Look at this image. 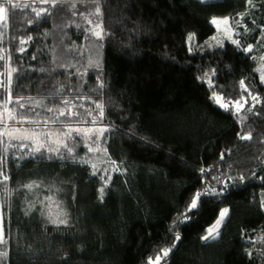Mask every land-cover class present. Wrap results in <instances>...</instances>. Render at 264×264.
Listing matches in <instances>:
<instances>
[{
    "label": "trees",
    "instance_id": "16d2710c",
    "mask_svg": "<svg viewBox=\"0 0 264 264\" xmlns=\"http://www.w3.org/2000/svg\"><path fill=\"white\" fill-rule=\"evenodd\" d=\"M21 3L30 7L11 10L1 28L0 104L11 96L8 108L23 115V123L6 120L9 129L41 135L38 143L0 137V171L9 177L0 183V264H148L173 244L159 264H264V83L250 58L264 51V0H100L99 16L91 0ZM214 17L239 20L234 37L253 52L215 44ZM97 24L102 40L91 33ZM213 91L240 101L239 113L216 104ZM72 127L104 128L103 154L67 139ZM49 131L64 143L57 147ZM99 159L115 162L109 177L93 168ZM32 182L39 187H24ZM206 188L218 195L178 219ZM51 196L66 223L44 211ZM224 208L218 237L203 240Z\"/></svg>",
    "mask_w": 264,
    "mask_h": 264
},
{
    "label": "snow or ice",
    "instance_id": "6c2138e0",
    "mask_svg": "<svg viewBox=\"0 0 264 264\" xmlns=\"http://www.w3.org/2000/svg\"><path fill=\"white\" fill-rule=\"evenodd\" d=\"M33 2H39L42 4H50L53 8H55L58 4H64V3H71V0H33ZM92 3H95L97 5L95 12L91 13L94 15H101V10L99 7V2L100 0H91ZM246 3L249 7H255V4L253 3V0H246ZM30 7V5L28 3H21V0H0V22H2V26L3 27H7L8 26V19H9V13L11 10H15V9H23V8H28ZM71 8H75V3H71ZM33 11L36 14V17L40 18L43 16H47L50 15V12L48 9L46 8H42L40 10H36L35 8H33ZM240 17H243L245 15H247V12L244 13H240L238 14ZM85 19H87V17H85ZM89 23H91V21H89ZM210 23L212 25H214L217 28L218 33L219 32H223L225 34V39L229 40L233 45L236 46V48L238 50H242L245 53H252L254 50V45L252 44H247V45H242L241 41L239 39H234L233 38V32L235 31L233 25H239L240 21L237 20L236 18H230V17H224L222 19L220 18H212V20L210 21ZM99 29V30H97ZM245 31H248L247 29H245ZM91 33L92 35H94L98 40H102L104 38V30L102 27V24H97L95 26L94 29H91ZM195 36L194 34H190L188 36V40L189 41H194ZM261 39H264V33L261 34ZM212 40L216 41L217 44L219 46H223V41H221L218 36H213ZM26 41H21V43H25ZM262 47H264V45H261ZM23 51V49H21ZM192 49L190 48V51ZM250 58L254 61L258 62V67L256 69V71H258L260 73V79L261 82L264 83V54H261L259 57L257 56H250ZM4 57L2 55H0V60H3ZM91 63V62H90ZM99 66V65H97ZM15 69H11L7 75L9 77V81L8 83H10L11 81V74L12 72H15ZM0 75H3L2 73H0ZM206 76H208V74H205ZM212 75H215V70L212 71ZM208 84L210 88H213V84L211 81V77L209 76L208 78ZM240 86L241 88L247 92L248 91V85L245 84V82L243 80L240 81ZM0 87H7V84L4 81H0ZM100 87H103V84L101 83ZM249 95H251V93H249ZM23 99V98H20ZM211 99L218 104L221 108H224L226 111H230V104H232L235 108H236V112L239 113L240 109L243 107V105L240 103V101H235L230 102V101H225L223 96H219L215 93V91H213L212 97ZM253 100H256L257 103L259 102L258 98L256 96H252ZM12 102V98L11 96H9V99L4 101L3 104H0V108H2V111H0V124H5L4 130L0 131V137H4L7 136L11 139H22V138H27V135H20L21 133V129H9L7 124L5 123L6 120H16L17 116L19 115L21 117L20 122L23 123L24 122V118L22 114L16 113L13 110H10L8 108V104ZM17 104H19L20 108H24L25 105L23 103H20V100H16L15 101ZM39 102H37L38 105ZM65 104H68V101L64 102ZM96 107L98 109H100V116H103V105L102 104H97ZM49 111H53V109H49ZM248 111H252L251 108L248 109ZM74 115V113H72L70 110L68 113H65L64 111H60V115ZM89 115H91V112L88 113ZM78 115V114H77ZM28 123H34V121H27ZM25 132H27V130H24ZM72 131H76L78 134H84V135H88L89 132H91V129H70L68 133H65V135L70 136ZM106 130H99V134L102 135L103 132ZM31 135L35 138L38 137L40 135V133H31ZM240 139L242 140H250L251 139V135L247 134V135H241ZM0 143H3V140H0ZM64 147H67V145H64ZM58 150V149H57ZM89 151H93V149L91 147H89L88 149ZM99 150V149H97ZM5 151H7V146H5ZM35 151L39 152L40 151V147H37L35 149ZM68 151L71 152L72 149L68 148ZM115 162H113L114 164ZM93 168L96 167V165H92ZM201 171L203 172L204 169H201ZM0 177H2L3 179L0 180V183H4L6 182L9 177L3 172L0 171ZM241 180H243V177H240ZM39 187V184H37L36 182H32L30 184L24 185V187L28 188V189H32L33 187ZM101 193H103V188L100 190ZM205 195H218V193H215L213 190H209V189H205L202 192H197L194 194V196L191 198L190 204H188L185 208V211L180 213V216L178 217V219H188V213L189 212H193L194 210L198 209L199 203L201 201V197L205 196ZM49 200H51V197H48ZM261 206L264 207V201L261 202ZM228 209L225 208L223 210H221L220 214H219V218L217 219L216 223L210 227L207 230V235H205L204 237H202L203 240L207 241L209 239H216L219 235V227L220 225L224 222L225 217L228 214ZM57 221H53V223H56ZM59 223H66V220H60ZM175 239L177 241L180 240V236L177 234ZM261 243H264V236H261L259 238ZM3 237L0 236V243H3ZM175 247V244H173L171 247L169 248H165L161 250L162 255H157L155 257V261L152 260V258H149L148 264H159V262L161 261L162 258H165L169 255V253L171 252L172 248ZM247 254L249 256L252 255V253L250 251L247 252ZM264 254V253H262ZM0 256H7V253H0Z\"/></svg>",
    "mask_w": 264,
    "mask_h": 264
},
{
    "label": "rangeland",
    "instance_id": "374dc122",
    "mask_svg": "<svg viewBox=\"0 0 264 264\" xmlns=\"http://www.w3.org/2000/svg\"><path fill=\"white\" fill-rule=\"evenodd\" d=\"M216 18H220V19H222L221 17H216ZM224 18V17H223ZM92 27H95V26H92ZM1 28H2V22H0V34L2 35V31H1ZM216 28V27H215ZM213 36H218V38L221 40V41H223V42H225V41H227V42H230L229 40H227V39H225V34L221 31V32H219L218 33V31H217V28H216V31H215V34L213 35ZM212 36V37H213ZM233 38L234 39H239V38H237V37H234V32H233ZM215 44H217V42L215 41ZM193 46V45H192ZM95 47H97V46H93L92 48H95ZM0 54L2 55V52H0ZM261 54H264V51H262V52H260V53H258V55H257V57H259ZM3 56V55H2ZM256 65H257V67L259 66L258 65V62L256 61ZM6 66H7V62H5V68H6ZM1 73V72H0ZM258 74H259V79H260V73L258 72ZM3 77H4V71H3V76L2 75H0V81H4V79H3ZM261 80V79H260ZM4 89H5V87H3ZM70 129H91L92 131L91 132H89L88 133V135H84V134H78L76 131H72L71 132V135L70 136H68V135H65V134H63L67 139H72V138H74L75 136H77V137H81V138H83V139H85L84 141H85V143L87 144V146H89V147H91L92 149H93V151H91V152H97V153H101V154H103V143H102V140H103V136H104V132H103V134L102 135H100L99 134V130H105L104 128H101V129H97V128H77V127H72V128H70ZM70 129H68L65 133H68L69 132V130ZM20 135H27V138H22V139H31V140H33V141H36L37 143L38 142H40V135L38 136V137H33L32 135H31V131H29V132H25V131H21V133H20ZM48 136H49V138L50 139H52L53 141H54V143H55V145L58 147L59 146V143H64V139H62V138H60L58 135H56L55 133H52L51 131H49L48 132ZM43 138V135H42V137H41V139ZM61 141H60V140ZM61 143V144H62ZM88 147V148H89ZM97 149H99V150H97ZM94 165H96V170L101 174V175H105V172L107 171V176L109 177L110 176V174L112 173V171L113 170H116V166L115 165H111L110 166V162L108 161V160H106V159H103V160H101V159H99V160H95V161H93L92 162ZM48 199V198H47ZM49 200V199H48ZM50 201V203H53L51 206L50 205H46V208H44V211H46V213L48 214V215H50V217H55L54 218V220L55 221H57L58 223H59V219H58V216L60 215V213H62V209H60V208H58V206H56V200H55V198L53 197V196H51V200H49ZM5 202H7V199H6V196H5V194L4 193H0V236H2L3 237V239H4V227H3V213H4V206H5ZM225 209V208H224ZM223 210V209H222ZM221 212V211H220ZM54 220H52V221H54ZM216 223V222H215ZM214 223V224H215ZM213 224V225H214ZM212 225V226H213ZM211 226V227H212ZM220 228V227H219ZM209 229V228H208ZM207 229V230H208ZM208 233H206V235H207ZM209 240H211V239H209ZM153 261H155V259H152Z\"/></svg>",
    "mask_w": 264,
    "mask_h": 264
}]
</instances>
